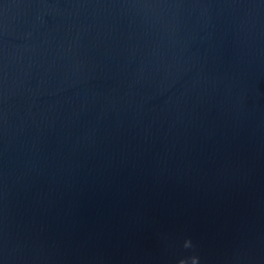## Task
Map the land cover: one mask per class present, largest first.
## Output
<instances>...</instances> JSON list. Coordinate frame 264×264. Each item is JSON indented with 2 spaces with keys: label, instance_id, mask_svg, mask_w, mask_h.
I'll return each instance as SVG.
<instances>
[{
  "label": "water",
  "instance_id": "obj_1",
  "mask_svg": "<svg viewBox=\"0 0 264 264\" xmlns=\"http://www.w3.org/2000/svg\"><path fill=\"white\" fill-rule=\"evenodd\" d=\"M0 264H264V0H0Z\"/></svg>",
  "mask_w": 264,
  "mask_h": 264
}]
</instances>
